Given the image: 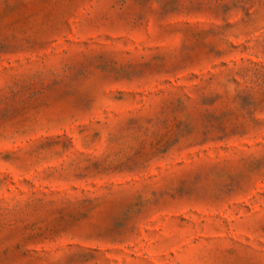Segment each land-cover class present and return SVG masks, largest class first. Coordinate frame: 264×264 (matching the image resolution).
<instances>
[{
  "label": "rangeland",
  "instance_id": "1",
  "mask_svg": "<svg viewBox=\"0 0 264 264\" xmlns=\"http://www.w3.org/2000/svg\"><path fill=\"white\" fill-rule=\"evenodd\" d=\"M0 264H264V0H0Z\"/></svg>",
  "mask_w": 264,
  "mask_h": 264
}]
</instances>
